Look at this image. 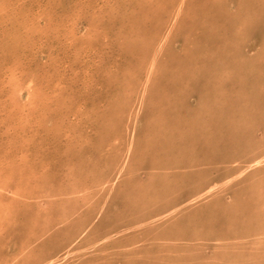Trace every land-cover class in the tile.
Listing matches in <instances>:
<instances>
[{
	"label": "rangeland",
	"instance_id": "obj_1",
	"mask_svg": "<svg viewBox=\"0 0 264 264\" xmlns=\"http://www.w3.org/2000/svg\"><path fill=\"white\" fill-rule=\"evenodd\" d=\"M257 158L264 0H0V264H264Z\"/></svg>",
	"mask_w": 264,
	"mask_h": 264
},
{
	"label": "bare ground",
	"instance_id": "obj_2",
	"mask_svg": "<svg viewBox=\"0 0 264 264\" xmlns=\"http://www.w3.org/2000/svg\"><path fill=\"white\" fill-rule=\"evenodd\" d=\"M262 163H264V158H261V159H256V161L254 162V165H260V164H262ZM236 177V176H235ZM233 182V181H232ZM212 186V185H211ZM224 186V185H223ZM210 187V186H209ZM217 187V186H216ZM205 190V189H204ZM207 190V189H206ZM214 189H209L208 191H207V193H210L211 192V194H212V191H213ZM207 195V194H206ZM209 195V194H208ZM203 195H200L199 197H202ZM204 197V196H203ZM197 198V197H196ZM201 199H203V198H201ZM194 200V199H193ZM264 203V202H263ZM263 219V218H262ZM263 225V224H262ZM262 227V226H261ZM264 227V226H263Z\"/></svg>",
	"mask_w": 264,
	"mask_h": 264
}]
</instances>
